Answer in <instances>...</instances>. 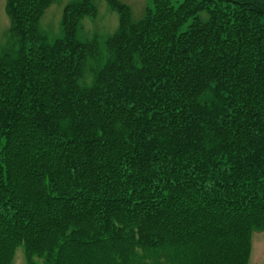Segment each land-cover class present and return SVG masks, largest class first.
<instances>
[{
	"label": "trees",
	"instance_id": "1",
	"mask_svg": "<svg viewBox=\"0 0 264 264\" xmlns=\"http://www.w3.org/2000/svg\"><path fill=\"white\" fill-rule=\"evenodd\" d=\"M5 0L0 264H248L264 230V0ZM208 13L202 20L200 14ZM93 80L85 85L89 62ZM36 257L43 258L41 262Z\"/></svg>",
	"mask_w": 264,
	"mask_h": 264
},
{
	"label": "rangeland",
	"instance_id": "2",
	"mask_svg": "<svg viewBox=\"0 0 264 264\" xmlns=\"http://www.w3.org/2000/svg\"><path fill=\"white\" fill-rule=\"evenodd\" d=\"M71 0H56L45 12L40 21V30L46 35L49 41L62 36L61 25L62 14L65 5ZM97 6V15L95 17L86 16L81 21V27L77 37L83 41L98 42L99 53L106 59V40L112 35L119 25V14L114 10L107 0H93ZM127 3L133 13L135 20L141 19L147 5L152 4V0H121ZM202 20L208 18L207 12L200 14ZM10 19L5 11V0H0V47L6 42L9 36ZM96 61L91 60L86 70V75L82 82L90 85L93 80V73L90 66L95 65ZM97 65V64H96ZM95 65V66H96ZM43 258L36 257L41 262ZM11 264H29L24 243L16 248ZM248 264H264V230L254 231L252 236V249Z\"/></svg>",
	"mask_w": 264,
	"mask_h": 264
}]
</instances>
